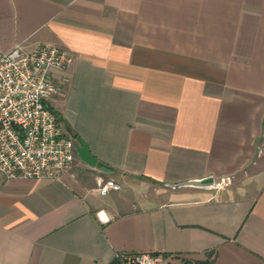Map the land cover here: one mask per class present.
<instances>
[{
  "label": "crops",
  "instance_id": "0c3cea01",
  "mask_svg": "<svg viewBox=\"0 0 264 264\" xmlns=\"http://www.w3.org/2000/svg\"><path fill=\"white\" fill-rule=\"evenodd\" d=\"M17 43L72 52L46 104L97 163L0 177V264H264V0H0Z\"/></svg>",
  "mask_w": 264,
  "mask_h": 264
},
{
  "label": "built area",
  "instance_id": "2783aa9c",
  "mask_svg": "<svg viewBox=\"0 0 264 264\" xmlns=\"http://www.w3.org/2000/svg\"><path fill=\"white\" fill-rule=\"evenodd\" d=\"M70 50L40 43L30 50L17 43L0 53V177L60 178L75 157L76 139L68 135L46 100L61 93L53 72L72 61ZM63 77L62 81H68ZM120 185L98 180L105 195ZM110 264H165L156 252H118Z\"/></svg>",
  "mask_w": 264,
  "mask_h": 264
},
{
  "label": "water",
  "instance_id": "95a60500",
  "mask_svg": "<svg viewBox=\"0 0 264 264\" xmlns=\"http://www.w3.org/2000/svg\"><path fill=\"white\" fill-rule=\"evenodd\" d=\"M76 151L77 156L90 165H96L97 158L91 153L88 144L80 136L76 137ZM172 186H191L200 188H212L215 185V178L208 175L202 178L189 179L175 184Z\"/></svg>",
  "mask_w": 264,
  "mask_h": 264
},
{
  "label": "trees",
  "instance_id": "16d2710c",
  "mask_svg": "<svg viewBox=\"0 0 264 264\" xmlns=\"http://www.w3.org/2000/svg\"><path fill=\"white\" fill-rule=\"evenodd\" d=\"M54 112V111H53ZM56 114V112H54ZM77 137V136H76ZM75 137V139H76ZM185 264H213L211 260L209 259H205V260H196V261H193V262H190V261H185L184 262Z\"/></svg>",
  "mask_w": 264,
  "mask_h": 264
}]
</instances>
